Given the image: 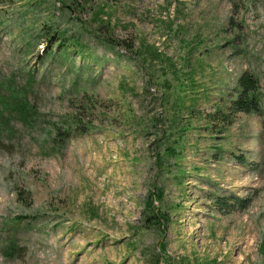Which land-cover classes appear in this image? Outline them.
<instances>
[{"label":"rangeland","instance_id":"rangeland-1","mask_svg":"<svg viewBox=\"0 0 264 264\" xmlns=\"http://www.w3.org/2000/svg\"><path fill=\"white\" fill-rule=\"evenodd\" d=\"M245 72L264 115V0H0V264H264Z\"/></svg>","mask_w":264,"mask_h":264},{"label":"trees","instance_id":"trees-1","mask_svg":"<svg viewBox=\"0 0 264 264\" xmlns=\"http://www.w3.org/2000/svg\"><path fill=\"white\" fill-rule=\"evenodd\" d=\"M61 10H67L69 7L66 3L60 2L59 3ZM62 12V11H61ZM72 15V14H71ZM84 26V25H81ZM64 31H56L54 28L47 27L45 30L44 37H49V41L53 45H55L57 42L59 43L60 51L63 52L64 57H68L69 51L77 50L79 55H82L83 57L86 56L87 48L85 45H83L79 38L77 36H71L68 40L67 44H62L61 41L64 38ZM56 34H58L56 36ZM100 39L99 37H97ZM106 41V40H105ZM108 45H111V41H106ZM53 55V49L50 50V52L47 53L48 57H51ZM54 56V55H53ZM238 86V96L237 99L233 102H231L230 110L232 113H246V114H257L261 115V104H260V97L258 94V91L260 89V84L258 77L250 74L248 72H245L242 74V76L237 81ZM263 115V114H262ZM264 116V115H263ZM75 122H71V125L65 127H59L55 129V137L53 139V148H57L59 146V142L64 143L67 142L70 138L74 136L72 131L77 132L78 131V122L74 120ZM89 129V127L86 129V131ZM53 154H56L55 151ZM51 156V154H48ZM162 194L159 191H154L150 194L148 200H147V208L150 211V214L147 215L146 221L154 223L157 225H161V218L162 216L159 214L158 210L155 209V203L162 201ZM16 246L14 244H10V246L4 247V255L8 256L10 255L11 251L14 250V247ZM163 249L161 252L165 250V245H161ZM154 264H159L158 258L154 259Z\"/></svg>","mask_w":264,"mask_h":264}]
</instances>
